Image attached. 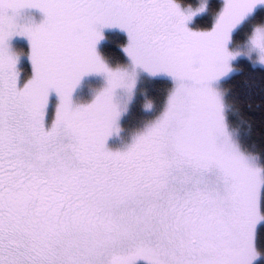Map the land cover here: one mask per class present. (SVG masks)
<instances>
[{
	"label": "snow or ice",
	"instance_id": "1",
	"mask_svg": "<svg viewBox=\"0 0 264 264\" xmlns=\"http://www.w3.org/2000/svg\"><path fill=\"white\" fill-rule=\"evenodd\" d=\"M245 63L264 0H0V264H257Z\"/></svg>",
	"mask_w": 264,
	"mask_h": 264
},
{
	"label": "trees",
	"instance_id": "2",
	"mask_svg": "<svg viewBox=\"0 0 264 264\" xmlns=\"http://www.w3.org/2000/svg\"><path fill=\"white\" fill-rule=\"evenodd\" d=\"M112 42L109 44V57L113 62H118L121 56L116 33H111ZM24 46V42H23ZM241 71L236 73L226 87L231 89V95L239 109L240 117L245 121V126L250 125V132L245 136L248 146L260 152L264 150V73L259 68H252L247 63L240 65ZM150 87V86H146ZM251 104V107L248 105ZM139 106L133 112L131 119L139 117ZM264 235V226L259 229ZM258 253L261 258L257 264H264V238L258 242Z\"/></svg>",
	"mask_w": 264,
	"mask_h": 264
},
{
	"label": "rangeland",
	"instance_id": "3",
	"mask_svg": "<svg viewBox=\"0 0 264 264\" xmlns=\"http://www.w3.org/2000/svg\"><path fill=\"white\" fill-rule=\"evenodd\" d=\"M198 22H199V19H198ZM14 43H15V45L18 46V47H24V46H25V45L23 46V41H20V40H17V41H15ZM27 66H28V65H27V62H26V61L22 62V64H21V67H22V68H25V69H26ZM85 87H86V86H85Z\"/></svg>",
	"mask_w": 264,
	"mask_h": 264
}]
</instances>
